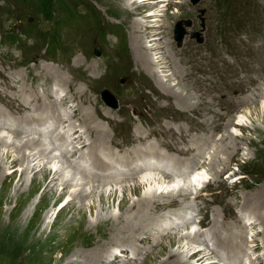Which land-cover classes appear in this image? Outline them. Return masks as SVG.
<instances>
[{
    "label": "rangeland",
    "instance_id": "1",
    "mask_svg": "<svg viewBox=\"0 0 264 264\" xmlns=\"http://www.w3.org/2000/svg\"><path fill=\"white\" fill-rule=\"evenodd\" d=\"M53 1L54 14L50 17L48 10H45L47 15L44 14L45 12L40 10L43 8L39 9L38 3L36 4L33 0H0V93L2 97L6 98L4 101L0 99V108L5 113L7 112L0 119L3 122L0 124V135L5 137L8 143H11L2 147L1 155L4 150L10 149L12 154L18 157L21 153L12 148V142L43 137L45 140L47 139L46 146L50 148L46 157L53 158L49 163L57 169L61 165L58 156H65L64 151H71L77 145L74 142L75 136L71 133L74 127L84 134L87 142H91V137H89L88 131L86 133L85 123L82 121L90 114L86 110L92 111V115L97 118L95 122L108 131L107 134L105 133V137H108V145L99 147L100 151L97 150V153L111 162L110 172H106L104 178L96 177L95 173L102 172L103 168H99V171L97 167H93L89 156H81V150H78L75 156L67 157L68 159L65 160V168L59 177L61 181L59 180L57 184L58 192L63 189L62 180L71 178L72 173L76 172L77 177L71 180L72 185L69 187V193L71 194L75 190L87 192L83 203L87 206H93V204L97 206L94 213L88 212L87 216L90 220L96 221L98 212L118 217L136 215L138 207L137 204L134 205V202L139 201L143 195L145 196L149 192L158 194L164 192L165 195L173 192L174 195L168 196L160 194L158 199L161 202L170 201L172 197L183 200L182 204L186 209L183 212L176 210L177 208L174 210L186 218L192 217L189 220V223L192 224L190 228L180 225L160 229L164 220L168 218L169 221L171 216L168 212L169 209L162 213L164 215L153 223V230L154 232L160 231L163 239L155 242L153 248L149 247L148 253L144 249L150 244V241H140L138 246L142 251L138 248L128 249L126 247L131 235L142 233L140 236L146 239L152 233H148L146 230L136 231L132 227H129L130 229L127 227L125 230L123 228H126L128 224L122 223V220L116 221L113 225H109V228H104L106 231L103 235L104 240L102 235L97 233L96 236L89 237L85 241L90 244L91 241L98 243L102 239L98 249L102 251L100 258L105 261L104 264H157L166 259L169 252H171L170 255L181 254L185 264H205L198 260L207 252L212 254V260H209L207 264H226L222 258H228L232 253L229 254L226 251H223L222 255L213 253L215 248H221L217 245V238L209 230V227L199 223L205 215V210L203 211L201 208L205 209L207 202L218 195L220 199L217 203L211 204L214 211L209 214V217L213 218L217 213L219 214L217 219L222 222L223 217L230 214L228 210L224 209L226 201H233L231 203L235 204L238 202L239 207H236L239 210L247 199L250 206H244V211L248 209L252 211L251 202L256 206L255 203L262 201L263 198L261 195L264 190V0H199L196 3L193 0H167L142 7H136L132 3L134 1L138 5L142 0H67L65 10L61 7L59 0ZM164 3L167 5L163 10L164 13L159 14L160 11L155 13L156 9H161L159 5ZM183 4H186V7H183ZM233 7L240 10L239 14L235 13ZM76 12L86 14L85 21L77 19L79 17ZM71 13L75 17H71ZM153 13L162 17L160 26H152L155 24L152 18L156 17L153 16ZM137 21L145 22H141L143 25H139L140 30L134 34L133 27ZM179 21L184 22L183 26L186 30L181 42L175 37V27ZM148 24L149 26H147ZM194 33L198 35H194ZM135 35L140 36L137 44L144 40L143 51L151 54L148 64L139 61L141 65L143 63L142 66L146 70L136 61V58L138 60L137 53L141 54L139 51L141 48L137 50L135 47L133 40ZM154 36L158 37L153 40ZM162 43H164V49L165 46L172 44V48L179 55L176 58L181 63L184 73L179 69L175 75H167L170 71L169 65H174L175 61L174 57L171 60L170 57L165 56L166 51L163 47L161 48ZM95 45L101 51L99 56L94 53ZM161 57H165V59L161 60ZM155 67L158 69L156 68V70ZM63 69L68 73L69 77L66 76V78H70L72 81L73 90L71 89L70 93L74 94L75 88L80 86L86 91L85 97H88L89 102L85 101L82 94L79 95L80 97L75 94L71 97L70 101L72 102H69V105L60 103L66 89H63L61 84L59 85V79L64 74ZM163 69L164 71H161ZM187 73H189V82L193 85L192 90L186 86L187 82L184 76ZM159 78L165 80V85L160 86ZM169 86H173L175 90H170ZM104 89L110 90L115 95L118 102L116 109L109 107L103 100L101 93ZM180 92H183L184 96L180 95ZM177 94L179 96H175ZM187 95L190 98H188L189 104L183 99ZM224 96L226 101L230 100L229 104H224ZM211 97L213 101L210 100ZM246 98H250L251 103H246ZM34 105L38 106L37 112H34ZM55 105L62 107L56 113V116L60 117V121L52 118L56 124L52 132L44 134L34 130L37 128L36 114L42 113L46 108L49 110ZM74 108L78 109L77 113H74ZM31 112L36 115L34 118L30 116ZM47 112L38 115V118H47ZM210 112L215 115L213 116ZM214 121H217L218 125H222V127L213 131L214 134L212 132L208 137L203 132L204 124H214ZM19 123H24L26 129H21ZM225 126L226 128H224ZM13 130L20 132L19 138L16 137L19 135H15ZM64 133L69 138L61 141L59 138ZM229 134L237 136V141L231 142ZM114 135V140H112ZM135 135L141 138L144 135L148 136L145 141H139L134 140ZM55 141L57 144H53ZM114 142L119 145H114ZM128 142H133L130 148H128L130 146ZM205 143L206 145H204ZM226 144L230 146L228 149ZM189 146L192 151H187ZM234 147L239 151H234L233 154ZM37 149L24 148L22 152L24 151L27 155H35ZM139 150L146 152L140 155L138 154ZM150 150H154L156 153L159 151L160 154L163 153L168 157L162 159L158 157L162 169L151 171L142 168L137 171L132 164H129L130 167L126 165L114 167L116 159L130 163L135 159L139 160L143 155L151 154L147 153ZM104 151L105 154H103ZM194 153L198 154L195 159L191 157ZM215 159L219 160L216 165L217 170L208 165ZM179 160L184 163L177 164ZM46 161L47 158L37 159L31 163V168L37 170ZM9 164L8 159L5 165L8 173L11 167ZM173 168L179 169L175 170L178 174L172 173ZM182 168L187 173L181 170ZM33 169L28 171L25 185H28L33 178ZM146 172L149 175L152 174L153 177H158L159 181L148 182L133 191L137 180L145 176ZM199 172L208 176L207 179L212 182L201 193H199V189L197 190L201 187L195 183L188 185L187 182V179H190L189 174L191 176ZM19 174L20 170L14 174L12 193L17 185ZM180 174L181 176H179ZM164 175H167L168 178H163ZM80 177H84L86 181L83 182L79 179ZM99 183L101 186L97 187ZM183 186L190 187H188L190 190L186 188L188 190L187 200L179 197L178 192ZM126 187L128 191H125L124 194ZM112 189L116 192L114 203L106 210H102L100 194L108 193ZM37 197L35 200H38ZM123 198H126L127 201L120 209L119 203ZM63 203L64 201L51 210L48 222L56 218L55 216ZM76 203V207L82 204L79 199L76 200ZM8 206L14 207L15 203ZM3 207L6 208L7 205ZM127 207L133 213L130 211L124 214ZM159 212L157 211V215ZM71 215H67L66 218ZM251 216L242 226L230 223L222 224L221 222L218 224L222 231L241 233L245 236L242 243L238 241L246 250L235 260L238 262L237 264H249L252 260L257 263V260L264 256L263 248L253 253L252 235L254 231H263L264 229L260 223L257 228H252V223L256 219H254V214ZM74 217L76 220L80 219L78 214ZM137 217L140 216L137 214ZM1 218L8 220L9 217L4 213ZM244 229L247 230L246 233L243 232ZM128 231H132L131 233L134 234ZM115 232H118L120 240L123 239L124 245L118 246L119 239L116 241L115 236L111 238ZM171 232H179L180 236L176 240H171L168 237ZM195 232L202 234L200 240L189 239L193 238L191 236H194ZM258 239L263 247L264 237L259 236ZM162 242L163 244L159 247ZM92 247L94 248V246H88L82 250L87 252ZM202 247L207 251L202 250ZM104 248L108 253L103 255ZM121 248L122 251H118L116 256L108 255L111 251ZM20 249L18 244L11 245L0 236V264H44L45 261L38 257L34 260L27 258L30 250L22 251ZM60 249L53 253L56 260L63 254V244ZM195 253L196 255H194ZM46 254V250H43L42 255ZM191 255H194L192 259ZM55 259L50 261L51 264L56 262ZM70 259L77 261L78 257L73 255ZM176 260H178L176 257L170 259V261Z\"/></svg>",
    "mask_w": 264,
    "mask_h": 264
},
{
    "label": "bare ground",
    "instance_id": "2",
    "mask_svg": "<svg viewBox=\"0 0 264 264\" xmlns=\"http://www.w3.org/2000/svg\"><path fill=\"white\" fill-rule=\"evenodd\" d=\"M160 1L164 2V1H167V0H142L140 3H138V5L134 1H132V3L135 4L136 7H142V6L148 5V4L149 5L150 4H158ZM194 3H196V2H194ZM194 5H197V4H194ZM159 6L161 7V9L160 8H159V10L156 9L155 13H157V11H160L159 14L162 13V12L164 13L163 10L165 9V7L167 5L164 3V4L159 5ZM183 7H186V4H183ZM233 8H235V13L239 14L240 10L238 8H236V7H233ZM159 14H157V15L154 14L153 15V16H156V17L152 18L153 22H155V24H152V26H160V24H161L160 20L162 19V17L160 18ZM241 14H244V13H241ZM241 14H240V17H241ZM150 15H152V14L150 13ZM167 15H168V13H167ZM168 16H170V15H168ZM247 18H248V16H247ZM141 22L144 23L145 21H141ZM141 22L137 21L136 24L134 25V27H133L134 31L132 30L134 34H136L140 30V26L139 25H143ZM147 26H149V24ZM158 31H160V30H158ZM139 37H140L139 35H135V38L133 39L135 47L137 48V50H138V48H141V49H139V51H141V54L137 53L138 60L136 58V54H135V51H134L135 58H136L137 64H140L141 61L148 64L150 62V59H151V54L149 52H144L143 51L144 50L143 48H144V45H145L144 44V40H142L141 42H139V44H137V41H138ZM157 37L158 36H154L153 40H155V38H157ZM170 38H172V36H170ZM141 39H143V38H141ZM170 41H171V39H170ZM161 45H162L161 46V48H162L164 46V43H162ZM146 46H148V45L146 44ZM153 49H155V48H153ZM163 49H164V47H163ZM164 51H166L165 52V54H166L165 56L166 57H170L171 60L174 57L173 60L175 61L173 63L174 65H169L170 66V71H169V73H167V75H169V74L170 75H175L177 70H179V69H180V71L182 73H184L185 71L181 68V65H180L181 63L179 62L178 58H176V56H179V55L172 48V44L169 45V46H165ZM163 59H165V57H163L161 60H163ZM151 61H154V60H151ZM167 61L169 62V59ZM219 63H220V61H219ZM147 64H144V66H147ZM142 65H143V63H142ZM142 65L140 64V66L143 68ZM130 66H132V65H130ZM166 66H168V65H166ZM146 68L148 69V67H146ZM151 68H152V66H151ZM156 68L157 67H155V69ZM144 70H146V69H144ZM161 71H164V69L161 70ZM161 71H158V72H161ZM63 73L64 74H62V78L59 79V85L61 84L63 89H65V88L66 89H65V92L62 95V100H61L60 103L62 105L68 103V105H69V102H72V101H70V100H72L71 97H73L75 94H77L78 96L82 94L84 96V98H85V101L89 102L88 97H85L86 96V91L82 87H80L78 85H77L78 88H75V90H74V94L70 93V91L72 89V87H71L72 81H71L70 78H66V76L69 77L67 75L68 73L66 72V70H64ZM148 73H150V72H148ZM155 74H157V73H155ZM154 77H153V79H154ZM188 77H189V73H187L184 76V78H185V80L187 82L186 86H187V88H191L190 90H192L193 89V85L189 82L190 79ZM63 78H65L66 81ZM164 81L165 80H163L162 78H159L160 86L165 85ZM154 82H156V84L158 86L157 81L155 80ZM15 87H17V86H15ZM165 87H167V86H165ZM169 88H170V90H172V89L175 90L173 86H169ZM183 92H180V95L184 96ZM83 96H81V97H83ZM175 96H179V95L177 94ZM188 98H189L188 95H187V97L183 98V99H185L186 103L189 102L190 98L189 99ZM0 99L4 101L6 98L2 97V95L0 93ZM38 99H39V97H38ZM210 100L213 101V98L211 97ZM223 100H224V104H229L230 103V100L226 101V97L225 96L223 97ZM198 101L200 102V100H198ZM38 102H39V100H38ZM49 102H47V103H49ZM245 102L246 103H251L250 98H246ZM181 103H182V101H181ZM8 105H10V104H8ZM234 105H236V104H234ZM46 106H45V108H46ZM108 106L113 108L110 105H108ZM187 106H185V107H187ZM34 107L35 108H33V109H35L34 110V112H35L37 110L38 106L34 105ZM61 107L62 106L55 105L52 108L50 107L49 110H47L48 108L44 109V111L42 113H45V112L48 111L46 113L47 114V116H46L47 118H45V119L38 118V115H41L42 113L39 112V114H36L37 118H35V119L37 121V123H36L37 128L34 129V130H36L38 132H41V133H44V134L45 133H51L53 128L55 127L54 125H56L55 122H53L52 118L57 120V121L58 120L60 121V117L56 116V113H58L60 111ZM83 107H87V106H83ZM235 107H237V106H235ZM19 108H20V106H19ZM196 108H194V109H196ZM25 109H27V108H25ZM74 109H75L74 113H77L78 109H76V108H74ZM86 111L90 112V114H88L86 116V118L82 122L85 123L84 126L87 129L86 133L88 131L89 137H91V139H90L91 142H87L86 139H85L84 134L81 133L78 129H74L75 128L74 127L71 133L75 136L74 137V140H75L74 142L77 143V145H75L71 149V151H64L63 154H65V156H58L59 161L61 162V165L57 169L54 168L53 166H51L50 163H49V162H51V160L53 158L51 156H47L46 157V155L50 151V148L48 146H46L47 143L45 141L47 139L45 140V138L39 137L37 139L28 138L26 140H23V139L21 140L20 139L19 142H16V141L12 142V145H13L12 148H14L15 151L21 153V154L19 153L20 155L17 157V156H14L12 154V151L10 149H8L6 151L4 150L3 155H1L2 154V152H1L2 147L7 146L8 144H11V143H8L6 138L3 137L2 135H0V152H1L0 153V236L3 237L5 239V241L9 242L11 245L13 243L14 244H18V246L21 248L20 250H22V251H24L25 249L30 250V253H29L27 258H30L32 260H34L36 257H38L39 259H43V261H45L46 264H51L50 261L56 258V257L53 256V253L58 251L60 249L61 245L63 244V247H64L63 254H61L62 255L61 258L57 257L58 259L57 260L55 259L56 262L54 264H104L105 261L102 258H100V255L102 254V251H100L98 249V247L101 245L102 239L104 240V236L103 235L106 232L104 230V228L108 227L109 225H113L118 220H122V223H124V224L127 223L128 224V226H126V228H123L125 230H127V227L128 228L132 227L136 231H144V230H146L148 233H152V235L150 234L151 236L149 238L145 239L144 237L140 236V235H142V233H139L138 235H135L134 233H131L132 231L131 232L128 231V232H130L131 234H134V235H131V238H128V246L126 248H128V249L129 248H132V249L133 248H138L140 251H142L139 248V246H138L140 241H143V242L150 241V244L146 247V249H144V251L146 253H148L149 252V247H150V249L153 248L155 246V244H154L155 242L160 241V240L163 239L162 238V233H160V231H158L159 233L158 232H154V230H153L154 229L153 228L154 224L153 223L156 220H158L159 218H161L164 215L162 213H164L167 209H169L168 212L171 215L169 217L170 219H169V221H168V218L165 219L164 222L161 224V228L160 229H167L169 226L171 227V226H180V225H182V226L186 225V226H189V228L192 227V224L189 223L190 222L189 220H191L192 217L186 218L185 216H182L181 213H177L178 211H182L183 212L186 209L185 206H183V204H182L183 200H179V199H176L175 197H172V199L170 201L161 202L158 199V195H160V194H161V196H168V195H174L173 192L167 193L168 195H165L164 192H161L159 194L157 192H155V193L149 192L145 196L143 195V197L141 199H139V201L134 202L135 203L134 205L137 204V207H138L137 214L140 217H137V214L136 215L133 214L131 216L122 215V216L118 217V216H114L112 214L104 215L102 212H98L96 221L90 220L88 218V216H87L88 212H93L94 213V211H96V209H97V206L94 205V204H93V206H87V205H85L83 203V200L85 199V197L87 195V192L85 190H80V191H76L75 190L71 194L69 193V187H70V185H72L71 180L75 179L77 177V173L76 172L72 173V177L71 178H69V179L67 178V179H63L62 180L63 189L60 192H58L57 184H58V182L60 180L59 177L61 176V172L65 168V164H64L66 162L65 160H66L67 157L75 156V154L77 153L78 150H81V153H80L81 156H83V157L84 156H89L93 167H97L98 169L99 168H103L101 170L102 172L95 173L96 177L104 178V177H106V172H110V169H111V166H112L111 162L108 161L107 159H104L105 157L103 158L100 155H98V153H97V150H98L99 147H101V146L106 147L108 145L107 144L108 137H105V133L107 134L108 131H106L105 129L101 128V126H100V124H98V122L97 123L95 122L97 118L92 115V113H93L92 111H89V110H86ZM70 113H72V112H70ZM4 114H7V112L5 113L0 108V119L4 116ZM210 114H212L213 116L215 115L212 112H210ZM36 115L34 113H32V112L30 114V116H32L33 118ZM76 116H78V115H76ZM109 116H111V115H109ZM216 117H218V116H216ZM20 121H24V120H20ZM0 124H3V122L0 121ZM237 124L240 125V123H238V122H237ZM18 125L21 127V129H26V125L24 123H21V124L19 123ZM219 127H222V125L219 126L217 121H214V124L205 123L204 127H203V132H204L205 135H208V137H209V135H211L213 131H215L216 129L219 130L218 129ZM224 128H226V126ZM13 133L15 135L16 134L19 135V136H16L17 138L20 137V132L19 131L13 130ZM139 133L140 134H145V133H142V132H139ZM213 134H214V132H213ZM147 136L148 135H144V137L141 138V137H138V136L135 135L133 138H134V140H139V141L144 140L145 141ZM114 137H115V135L112 137V140H114ZM208 137H206V138H208ZM236 137L237 136H235L234 134L233 135L231 134L230 135L231 142L237 141ZM66 138H69V137L67 136L66 133H64L62 136H60L59 139L62 141L64 139H66ZM213 139H215V138H213ZM213 142H215V141H213ZM128 143H129L130 146L129 147L127 146V147L130 148L132 146L131 143H133V142H128ZM194 143H196V142H194ZM53 144H57V141H55V143H53ZM113 144L114 145H119V143H115V142ZM204 145H206V143ZM190 147L191 146H189L187 151H192V149ZM223 147L221 148L222 150H223ZM229 147L230 146L227 145V149ZM24 148H26V149H37L38 148V149H37V152H36L35 155H27L24 151L22 152V149H24ZM217 148H219V147H217ZM217 148H215V149H217ZM172 149L175 150L174 148H172ZM107 150H108V148H107ZM98 151H100V149ZM219 151H221V150H219ZM234 151L238 152L239 149L234 147L233 148V154H234ZM145 152H146L145 150H139L138 154L142 155V154H145ZM175 152H176V150H175ZM111 153H112V151H111ZM120 153H122V152H120ZM147 153H151V154H148L146 156L143 155L139 160H136V159L133 160V162L135 161L134 163L133 162L127 163L128 161L115 158L116 159V161H115L116 164L114 165V167H117V166H120V165L121 166H124V165L129 166V164H132L133 168H135L137 171L141 170L142 168H147L148 170H151V171L152 170L162 169V165L158 161V157L161 158V159L162 158H168V157L166 155H163V153L160 154L159 151H158V153H156L154 150L153 151L150 150V152H147ZM197 153H194L191 157L193 159H195L197 157V155H198ZM63 154H61V155H63ZM103 154H105V151L103 152ZM215 155H217V154H215ZM54 157H56V156H54ZM46 158H47V161L42 166H40L39 169L34 170L33 168H31V163L32 162L36 161L37 159H41V160L43 159L44 160ZM8 159H9V163H10L9 165H11V167L9 168L10 169L9 173L6 171L7 167L5 166L7 164V162H8ZM216 159L214 161L212 160V161H210L208 163L210 168L216 169V165L218 164V161H219V160H216ZM77 160L79 161V159H77ZM77 160H76V162H77ZM181 160H179L177 162V164L182 165L184 163V161H181ZM73 161H74V159H73ZM138 164H139V166H138ZM194 164H193V166H194ZM186 165H187V163H186ZM30 169L34 170V176L31 179L30 183L28 185H25L26 176H27L28 171ZM163 169H164V167H163ZM18 170H20L18 182H17V185H15V188H14V191H13L14 193H12L11 189L13 187V183H14V179H15L14 178V174ZM112 170H114V169H112ZM175 170H179V169L173 168L172 169V173L178 174ZM181 170H184V169L182 168ZM99 171H100V169H99ZM132 172H134V171H132ZM114 174H115V172H114ZM179 176H181V174ZM185 176H187V175H185ZM189 177H190L191 181H189L190 179H187V182L189 183L188 185H191L192 181L198 182V184H203L208 176L204 175L202 172H199L198 174H193L191 176L189 174ZM163 178L166 179V178H168V176L164 175ZM79 179H81L83 182L86 181V179H84V177H80ZM153 181H159L158 177H153L152 174L149 175V173L146 172L145 176H143L139 180H137V183L135 184V186H134V188L132 190L136 191V190H138V188L141 187V185L146 184L148 182L151 183ZM219 182H220V179L218 180V183ZM87 183H89V182L87 181ZM211 183L212 182L209 181V179H207L205 184L202 185L201 188H197V190L199 189V193H201L202 191H204V188L205 187L206 188L209 187L211 185ZM81 184H83V183H81ZM99 186H101V183H99V185H97V187H99ZM188 187L189 186H183L181 188V190L178 192L179 193V197L183 198L184 200L188 199V190L186 189ZM125 191H128L127 187L124 190V194L126 193ZM189 196H190V194H189ZM252 196H254V195H252ZM36 197L38 198V200L37 199L35 200ZM115 198H116V192L113 191V189H112V191H109L108 193H104V192L101 193L100 194V200H101L102 210H106L108 207H110L112 205V203H114ZM261 198H262V201H260V202L258 201V203H255L256 206H254V203L250 201L251 205L253 207L252 211H250L249 209L244 211V206H250V203L247 202V199H246V202L245 201H244V203L242 202L243 204L240 207V209L238 208L239 210H237V207H239L238 206V202H236V204H235V203H231L233 201H231V202L229 201L230 203L226 201L224 203V209L228 210L230 214H228L226 217H223L222 222L219 219H217L218 216H219V214H217V213H216V216L214 215L213 218L209 217V214L214 211V209L212 208L211 204L217 203L219 201V199H220V197L218 195H215L214 199H212V200L207 202V204L205 206V209L201 208V210H203V211L205 210V213H204L205 215H203L204 218H202L199 223L201 225L205 224V225H207V227H209V230L213 233L215 238H217V241H216L217 245L221 248V249L215 248L213 253L215 252L218 255H222L223 251H226L229 254L232 253L230 255L231 258L230 257L222 258L223 261L225 260L226 264H237L238 263V262H235V260H237L239 255L244 253V251L246 250V248H244L243 246L240 245V243H242L245 240V236L243 234H241V233L235 234L233 232L222 231L221 230L222 228H220L219 225H218L219 222H221L222 224L230 223L231 225L235 224V225H241L242 226V225H244L243 223L246 221V219L248 217L251 218L252 217L251 215L254 214V216H255L254 219H256V220L252 223V225H253L252 228H257V226H259L258 224L260 223V225L263 226V229H264V190L262 191ZM77 199H79L82 202V204L79 207H76V204H77L76 200ZM63 201H64V203H63L62 207L59 209V211L57 213V216H55L56 218L53 221L51 220V221L48 222V218L51 217L50 216L51 210L54 207H56L59 203H61ZM126 201H127L126 198H123L121 200V202L119 203L120 209L123 208L122 205L125 204ZM13 202L15 203V206L14 207H9L8 205H10ZM4 205H7V207L6 208L3 207ZM175 208H177L176 210H178V211L174 210ZM130 211H131L130 208L127 207L126 210L124 211V214L126 212L128 213ZM157 211H160L158 213V215H157ZM75 212H76V214H78L80 216V219H78V220L75 219V217H74V215H76ZM131 212L133 213V211H131ZM4 213L8 214V217H9L8 220H3V218H1ZM121 213H123V212H121ZM247 213H248V215H246ZM249 213H250V215H249ZM69 214H72L71 217L66 218V216L69 215ZM119 223H121V222H119ZM247 226H246V228H247ZM49 227H51V230H49ZM224 228L228 229L227 227H224ZM117 229H119V228H117ZM233 229H234V227H233ZM243 232L246 233L247 230L244 229ZM97 233L99 235H102V239L98 243H97V241H93V242L91 241L90 244L89 243L87 244L85 242L89 237L96 236ZM114 236H115L116 241H118V239H119L118 238L119 237L118 236V232L113 233L111 238H114ZM178 236H180L179 232H171L168 235V237L171 240H176L178 238ZM189 236H190V234H189ZM201 236H202V234L200 232H198V233L195 232L194 236L193 235L191 236L193 238L192 239L189 238V239L197 241V240L201 239ZM259 236L260 237L261 236L264 237V230L263 231H259V230L254 231V233L252 235L253 253H254V251L261 250L262 248L264 249V246L262 247V245L260 244V241L258 239ZM154 237H155V239H154ZM184 237H186V235H184ZM122 240L119 239V241L117 243L118 246L119 245H124V242ZM238 241H241V242L238 243ZM162 244H163V242L159 244V247ZM88 246H94V248L92 247L90 250H87V252H84L82 249L86 248ZM208 246H210V245H208ZM203 249L207 251L206 248L202 247V250ZM211 249L212 248H210V250ZM43 250H46V253H47L46 255H42V251ZM124 250H126V249L124 248ZM118 251H122V248L121 249H117L115 251L113 250L110 253L111 255L110 254H108V255L109 256H114V255L116 256V253ZM107 253H108V251L105 250V248H104L103 249V255L107 254ZM170 253L171 252H169V255H170ZM121 254H123V252H121ZM73 255L78 257L77 261H72L70 259L71 256H73ZM169 255H167L168 257L166 259L162 260L161 262H159L157 264H185V262H184L185 260L183 259V257L180 256L181 254L179 255L177 253V254H174V255H170V256ZM194 255H196V253ZM194 255H191L190 258L192 259ZM224 255H225V253H224ZM175 257L178 258V260L170 261V259L175 258ZM211 257H212V254L207 252V254H203L200 257L198 262L203 261V263L207 264V263H209L208 262L209 260H212ZM80 259H82V260H80ZM257 261H258L257 263H254V261L252 260V261H250L249 264H264V256L260 257L259 260H257ZM45 262H44V264H45ZM151 264H153V263H151ZM188 264H190V263H188Z\"/></svg>",
    "mask_w": 264,
    "mask_h": 264
},
{
    "label": "water",
    "instance_id": "3",
    "mask_svg": "<svg viewBox=\"0 0 264 264\" xmlns=\"http://www.w3.org/2000/svg\"><path fill=\"white\" fill-rule=\"evenodd\" d=\"M194 2H197L198 0H193ZM184 22L183 21H179L177 24H176V27H175V37L176 39L181 42L186 34V30L183 26ZM187 24H190L189 22H187ZM194 35H198L197 33H194ZM94 53L96 55H100L101 54V51L99 49V47L97 45H95L94 47ZM101 96L103 98V100L110 106L112 107H117L118 106V102H117V99L115 97V95L108 89H104L101 93Z\"/></svg>",
    "mask_w": 264,
    "mask_h": 264
},
{
    "label": "trees",
    "instance_id": "4",
    "mask_svg": "<svg viewBox=\"0 0 264 264\" xmlns=\"http://www.w3.org/2000/svg\"><path fill=\"white\" fill-rule=\"evenodd\" d=\"M33 1H35L36 4L38 3L37 7L39 9L41 7L43 8V9H40V10H43V12H45L44 14H46L45 10H48V12L50 13V17L53 16V14H54V10H53L54 1L53 0H33ZM59 3H61V7L63 8V10H65L64 8L67 7V0H59ZM68 14H70V13L68 12ZM71 17H75V16H72V13H71ZM77 17H79L77 19H80V21L83 22L86 19L85 18L86 14L77 13Z\"/></svg>",
    "mask_w": 264,
    "mask_h": 264
}]
</instances>
